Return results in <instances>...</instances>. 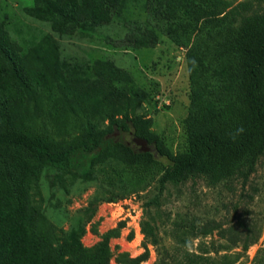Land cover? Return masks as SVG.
<instances>
[{
	"label": "trees",
	"instance_id": "trees-1",
	"mask_svg": "<svg viewBox=\"0 0 264 264\" xmlns=\"http://www.w3.org/2000/svg\"><path fill=\"white\" fill-rule=\"evenodd\" d=\"M128 0H34L24 11L50 22L61 34L95 29L120 16ZM146 22L129 21L126 34L114 41L134 48L157 44L155 30L176 45L188 47L190 105L186 118V149L171 153L158 136L139 129L140 119L126 111L121 119L117 101L125 103L131 77L106 60L97 59L91 71L71 73L59 58L58 44L42 36L25 52L7 38L0 21V264H110L107 239L84 247L70 233L60 246L52 244L47 219L30 196V176L38 165H63L47 174L51 184L67 175L71 181L112 178L103 167L110 158L121 160L136 180H144L155 158L106 134L129 131L153 143L170 164L159 177L160 189L169 182L201 177L211 183L238 177L245 183L264 155V0H145ZM143 93L132 92L133 96ZM68 110L97 113L108 119L103 130H88L69 141H56L36 131L29 119L30 102L42 100ZM117 107V108H115ZM34 161V162H32ZM82 169V170H80ZM107 174V175H106ZM104 181V182H105ZM192 236L216 232L221 242L184 250L175 264H217L208 253L240 246L246 251L258 236L256 224L235 216L227 223L209 219L192 225ZM141 231L157 242L154 227L143 220ZM147 250L139 258L145 259ZM220 264L237 257L223 253ZM264 264V242L253 258Z\"/></svg>",
	"mask_w": 264,
	"mask_h": 264
},
{
	"label": "rangeland",
	"instance_id": "rangeland-1",
	"mask_svg": "<svg viewBox=\"0 0 264 264\" xmlns=\"http://www.w3.org/2000/svg\"><path fill=\"white\" fill-rule=\"evenodd\" d=\"M229 1L235 5L254 0ZM33 2L0 0V21L8 40L20 52L48 35L58 44L59 58L73 74L90 72L97 59L112 63L132 81L124 87L125 103H115L116 117L121 119V111H126L130 117L140 119L139 129L157 135L161 147L173 154L186 149L190 105L187 56L191 45L178 46L158 30H155L157 44L153 47L114 44L128 31L129 21L146 22L145 0H128L120 16L109 24L73 34L58 33L50 22L27 14L24 8ZM136 90L143 93L133 96ZM29 119L36 131L56 141H69L88 130L106 129L109 124L108 119L97 113L63 109L44 99L38 106L30 102ZM130 126L129 131L114 130L106 135L111 141L135 147L138 144L131 139L134 125ZM147 145L155 162L142 181L131 177L128 169L121 171L125 166L119 157L110 158L111 162L103 165L111 182L101 176L100 180L71 181L65 175L62 182L51 184L47 174L59 172L64 166L38 165L39 172L30 176V196L47 219L52 244L60 246L74 232L80 233L78 241L84 247L107 239L110 264H175L174 257L184 250L199 253L204 245L212 247L210 244L217 246L221 242L215 231L193 237V224L209 219L227 223L238 215L256 224L259 232L255 242L246 251L238 246L217 253L211 251L208 255L215 257L217 264L223 260V253L236 256L235 264H253L264 242V155L245 183L238 177L216 183L196 177L169 182L160 189L159 177L170 161L153 143ZM143 220L154 227L156 243L149 242L142 233ZM146 250L145 259L137 263Z\"/></svg>",
	"mask_w": 264,
	"mask_h": 264
},
{
	"label": "water",
	"instance_id": "water-1",
	"mask_svg": "<svg viewBox=\"0 0 264 264\" xmlns=\"http://www.w3.org/2000/svg\"><path fill=\"white\" fill-rule=\"evenodd\" d=\"M132 141L135 144L139 145V148H138L139 151H149L150 150V147L147 145L148 142L145 138L134 136L132 138Z\"/></svg>",
	"mask_w": 264,
	"mask_h": 264
},
{
	"label": "flooded vegetation",
	"instance_id": "flooded-vegetation-1",
	"mask_svg": "<svg viewBox=\"0 0 264 264\" xmlns=\"http://www.w3.org/2000/svg\"><path fill=\"white\" fill-rule=\"evenodd\" d=\"M133 137H134V136L132 135L131 139H132ZM132 147H133V146H132ZM138 148H139V145H136V146H135V149L138 150Z\"/></svg>",
	"mask_w": 264,
	"mask_h": 264
}]
</instances>
